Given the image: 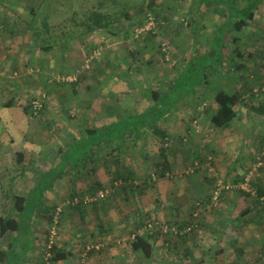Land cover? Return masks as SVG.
I'll return each instance as SVG.
<instances>
[{
	"label": "crops",
	"instance_id": "1",
	"mask_svg": "<svg viewBox=\"0 0 264 264\" xmlns=\"http://www.w3.org/2000/svg\"><path fill=\"white\" fill-rule=\"evenodd\" d=\"M26 1L0 0V113L1 111H8L7 115L3 116V121L5 127L9 129L7 134H0V200L5 198L10 200L11 208L13 197H27L30 195L33 183L43 173L52 170V167L56 165L58 162L56 155L61 150V146L55 148V144L60 143L62 145L71 139L78 140L86 129V124H91V127L107 126L119 122L125 117L142 114L150 105L143 99L145 92L141 94L139 102L127 99L124 93L128 89L126 83L121 82L119 74L116 77L114 73L109 71L113 66H117V69L122 66V63L118 62L121 61L120 57L113 51L108 52L110 50L106 51L104 57L97 61L90 71L86 72L85 77H82L79 82L77 81L76 86L74 83L64 85L48 84L49 75L72 71L74 65L81 62L86 52L100 43L99 40L95 39V34L103 37L102 35L106 32L103 30L95 34H88L77 39L75 44L73 42V46L68 45L61 49L55 47L51 52L43 53L36 46H33V38L27 25L30 20L29 10L31 8L24 4ZM261 11L257 12L255 19L252 21L253 25L257 22V18L264 15V7L261 8ZM205 14L203 15L205 16ZM143 39L146 40L144 37ZM211 39L212 36L209 41ZM128 74L127 71L123 72L124 77ZM114 79H118V81ZM128 86L130 88L132 86L136 87L134 84ZM151 89L165 97L158 90L159 88ZM234 92L236 91H231V93ZM243 96L246 98V94H243ZM191 97L184 99L182 105L184 102H192ZM37 98L43 99L44 109L40 117L29 118L24 107ZM198 105L199 103H195V106ZM216 109L217 107L213 104L212 112ZM206 113L207 109H204L201 115L204 120L207 117ZM166 118L172 123L176 119L179 120L178 117L173 115V112L166 115L165 121ZM245 118L246 116L239 115L231 125L223 129V131L233 129V138L230 137L229 132L218 131L226 135L229 134L228 143L238 139L236 133L238 132V135H241L239 138L241 141H245L244 136L246 135V139H254L258 147L262 144L264 133L260 128L252 126V130L243 135V132L247 129L242 132L239 124L246 121ZM178 123H181V121ZM183 126H175L169 128V130L168 128L165 130L161 126L158 127L161 131H166V134L171 136L169 138L175 139L176 135L181 132V130L177 132L176 128L179 129ZM148 130L153 133L151 129ZM63 135L68 138L67 141L62 140ZM207 143L210 144L207 146L212 149L215 155V168L218 175L229 183L237 180V170L249 162V155L255 151H250L249 154L247 151L243 152V155L236 157L235 160L233 158L234 154L231 155L233 149L231 145L222 144L223 142L214 138ZM170 144V147L174 149V143L170 142ZM137 149L138 151L134 153L135 149L133 148L114 151L115 146L101 147L98 152L104 156L102 161L96 165V161L90 160L86 168L75 170L74 184L70 186L65 184L67 178L64 177L63 180L62 174L55 176L40 201V211L42 207L43 212L45 211L46 205L44 203L49 201L50 198L52 202L62 201L67 195H73L74 192H77V189H88L95 182L101 186H108L118 173H127L136 180L144 178L142 176L144 155H142L139 147ZM16 153L22 155L20 165L13 164ZM153 159L158 163L160 161L157 158ZM156 162H153L152 165ZM173 165L176 167V163ZM14 170L19 171L15 174ZM21 170H23L22 173ZM19 172L21 174L16 177ZM261 180L264 183L263 179ZM210 181L200 173L188 176L183 181H171L163 177L151 187L142 191L137 189L132 191L118 190L105 201L103 200L97 205L86 208L85 212L75 211L74 228L60 230V235H63L67 230L70 231L71 237L64 244L58 245L59 250H63L70 255L67 259L55 262V264H184L185 261L190 263L197 261V256L202 257L199 252L196 254L197 256L194 252L195 233L202 237L200 232L212 231L213 235H217L212 239L214 244L220 241L217 238L220 234L233 232L239 237L241 230H244L247 226L260 224V219L264 221V216L260 218L258 214L257 216L254 213L249 214L253 212L251 210L253 205L250 203L249 198L242 201L249 205L241 211L242 214H239L242 217H231V207H233L232 209L237 208L241 201L238 200L237 193H225L226 195L229 194L226 196L228 201L224 200L225 207L220 208L213 216L210 215L209 210L201 211L199 218L193 220L194 203L199 201H201L199 204L205 203L204 199L206 196L209 197V191L213 187ZM250 199L257 203L256 199ZM259 205L262 209L264 208L261 204ZM11 208L9 212H13ZM196 208L197 206H195V210ZM245 210L248 214H243ZM12 212L10 214L15 216V213ZM1 214L5 215L7 213ZM245 216L248 217L245 219ZM143 219H151L168 227H172L171 225L174 223L183 225L185 222L191 221L189 223L195 224L197 228L193 230L194 235L190 239L188 237L183 239L184 241L176 239L180 242L165 241L164 237L161 238V233L157 234L151 257L145 259L141 254L133 252L130 247L134 237L141 232ZM80 223L81 226H79ZM31 227L32 224L30 229L27 230L30 239L34 234ZM22 233V235H27L25 230ZM11 234L13 235L12 232L8 231L0 237V241H2L0 243V264H5L7 261L5 256L12 238ZM167 234H171V232L168 231ZM236 240L238 243L237 237L234 241L236 242ZM221 241L219 244H222ZM228 241V243H235ZM91 242H101L104 245L103 249L102 251L93 249L90 254L85 255L84 247L86 244L91 245ZM166 244H172L176 246L175 248L180 246L179 250L175 251V259L166 258L170 260L166 261V259L160 258L164 262H156L154 256ZM29 245L31 244L29 243ZM180 250L182 255H180ZM177 252L179 254H176ZM29 263H32V261H27L25 258L21 261V264ZM34 264H40V262L36 261ZM202 264L206 263L203 262Z\"/></svg>",
	"mask_w": 264,
	"mask_h": 264
},
{
	"label": "rangeland",
	"instance_id": "2",
	"mask_svg": "<svg viewBox=\"0 0 264 264\" xmlns=\"http://www.w3.org/2000/svg\"><path fill=\"white\" fill-rule=\"evenodd\" d=\"M154 1L53 0L52 2H50L49 0H27L24 4H26L28 8L30 7L38 9L40 7L42 12H47V9H50L49 22L56 32H60V29L64 30V23L71 25L73 22H79L81 20H84L83 16L86 12L89 13L94 10H99L102 13H108V15L113 13L115 14V12L120 14L126 6H129V20L123 17L122 20L113 22L109 26L108 30L104 31L106 32V34H103V37H100L99 35L95 34V39L100 41L97 46L99 48H102V54L91 65V68L97 61L104 57L106 51L110 50L108 52L113 51L114 53H116V55L120 57L121 61L118 62H121L122 66L120 69H117V66H113V68H110L109 71L111 73H114L116 77L119 74L121 82L126 83L128 89L124 93L126 94L125 96L127 97V99L134 101L136 100L139 102V99H141V94L145 92L146 85H149L151 88L154 89L155 87L159 88L158 90H160V92L164 96L168 97V89L170 87V84L175 79L179 69H181L183 61L188 56V52L192 56L198 55V50H202L207 47L211 35H215L218 30L217 27L223 23V19L219 14L218 9L215 8L206 12L202 20V25H200V23L195 24L193 26L195 21L194 17L196 16V14H198L196 0H157L159 3L157 4L159 8H152L153 10L151 11L147 8V6L150 2ZM42 2L44 3L41 4ZM75 11L77 13L74 17ZM258 11L262 12L261 8ZM149 16L150 18L154 19V23H157V25L155 24V26L157 27L156 32L154 34L151 33L150 35H146V40H142V36L135 38L134 30L145 26L148 22ZM196 25H198L197 28L195 27ZM201 26H203V28L205 29L202 32ZM126 30H128L129 34L128 37L125 39V37L123 38V36L125 35L124 32ZM193 31L196 34H194L195 36L199 34L198 41L200 44L199 46H201V48L198 49L197 46L195 48L197 52L194 51V41H191ZM194 35L193 37H195ZM219 35H221V32H219L218 36ZM235 36L238 39V43H232L230 45V49L239 50L244 53L243 57L238 60V63L241 64V66L245 67V70L240 72L235 69L237 64L229 62V58H226L225 60L226 65H222L216 69L214 66L215 64H213L214 62H212V60L215 58L214 55H207L203 57L195 56V58H192V63L194 64V67L190 68L189 72L186 74L187 81L184 82V86L189 89L190 93H192V91L195 89H201L203 87V89H201L202 93L200 91V95L195 98V100L193 99L192 102H184V104L181 105L178 110H173L169 112H173V115L178 117L179 120L176 119V121L172 123L168 121V118H166L165 122L167 123H161V127H163L165 130L167 128L169 130V128H173L175 126L179 127L183 125L185 126L180 127L179 129L176 128V131L179 132L180 130L183 131L184 129L190 128V134H188V138L185 143H180L177 135L175 139L169 138L171 137L169 135L167 136L168 144L170 142L174 143V149L172 148L174 153H168V155L173 164L176 163V170L178 169L177 166L181 167L189 164V162L183 160L184 155L182 154V152L184 153L186 151L188 144L190 145V147H194V150H196L195 152L199 153L198 156L211 153V155L215 158L212 149L207 146L210 145L207 142H210L213 138L216 140H220L221 142H223L222 144L226 143L225 145L227 146L231 145L233 147L231 155L234 154L233 158L235 160L236 157L242 156L243 152L247 151V153L249 154L250 151L255 150L251 155H249V162H247L245 165H242V167L237 170V178L246 175L248 173L247 169H250L251 165L255 163L256 158L260 156L261 146L257 147V142H254V139H246L247 136L245 135V141H241L239 139L241 135L239 134V136L238 132H236L238 139L236 138L237 140L228 143L229 134L230 137H234L233 129L231 131L222 130V132H229V134L226 135L223 134L221 131H218V129L213 128L208 122V115L210 114V112L212 113L213 95L221 87L225 88L227 91L230 92L234 90L236 92L246 94V97L249 98L248 101L250 103H253V107L256 109L259 108V103H261L264 107V94L260 95L258 98H251L250 95L252 88L259 86V83H261V85L264 83V15L257 18V22L254 25L251 23L247 29H244L240 34H235ZM221 37L222 35L219 36L220 39ZM76 41L77 39H74L69 44H64L62 46H73V42L75 44ZM53 49L54 48H52V50ZM90 51L88 50L86 52L82 60L87 56V53H90ZM77 64L78 63L74 65V70L80 63L78 65ZM258 65H260L261 67L260 70H258ZM91 68L88 71H90ZM74 70L70 71L69 73L71 74L72 72H74ZM125 71H127V74L129 72L130 73L124 77L123 72ZM86 72H83L77 76L78 82L82 77H85L87 75ZM61 74L67 73L64 72ZM56 75L60 74H51L50 79ZM118 79L114 80L118 81ZM203 80H205L204 83ZM48 83L50 82L48 81ZM64 84L68 83H63L61 85ZM132 84L136 85V87L132 86V88H130L128 86ZM204 84L206 86H204ZM184 91H186V88L184 89V87L180 83L178 86V90L173 89V91H171V99L169 100L173 101V99L180 97V95H183ZM195 103H199V105L195 106ZM205 108H208V110L206 113L207 117L204 120L202 119L201 115L202 111ZM7 112L8 111H1L0 113V134H7V132H9V129L5 127V122L3 121V116L7 115ZM261 112L262 113H253L248 110L244 111V109L243 111L239 112L241 113L240 116H246V121L239 124V128L242 130V132L247 129L245 132H243V135L247 133V131H251L252 126L254 128H260L264 133V118H262L264 116V111ZM179 121H181V123H178ZM193 130H195L196 132H194ZM146 132H143V135H141V137H144L148 134L146 138L139 142L141 146L143 145V151H146L145 154L148 158V160H144L143 162L144 166L142 176L144 177L147 176L149 172L153 171V158L159 159L161 153L160 150L163 149V145L159 137L151 133L150 130ZM67 139L68 138L65 137V135L62 136V140L67 141ZM93 143H95V139L91 137L90 139H88L87 145H84L81 140L77 143H74V139H71L66 144L63 143V148L60 143L54 145L55 148L61 146V150L56 155L58 162L54 167H52V170L45 173L42 177H39L33 183L31 189L32 194L26 197V205H28V208L24 215L22 230H26L28 228L29 214L31 213V211H34L32 214L35 219H32V222L30 223L32 224L31 229L34 233L32 234L30 242L31 245L26 244L25 242H20L18 245H13L14 250H12L10 258L8 257L10 260H13L17 264V262H20L25 258L27 261H32V263L29 264H34L36 261L38 263L40 262V264H45V259L50 258V254L48 253L49 257H47V253L45 254V252L47 250L49 242L50 230L54 226L52 220L54 221V217L56 214L55 211L57 208L61 209V212L59 213L61 215L59 217L57 216L58 223L55 226L56 234L53 236L52 239L53 244L56 248H58L59 244H64L65 241L69 240V238L71 237L70 231L67 230L68 232L66 231L65 233H63V235H60V230L74 228V210H71V208H69L70 204L73 202L74 199L72 198V195L66 194L67 197H65L62 201L57 202H52L51 198L48 199L49 201L44 203L46 205V209L44 212L43 207L40 211L39 205L45 192L53 182L55 176L57 177L62 174L63 180L64 177L67 178V180H65V182H67L65 183L66 185L70 186L74 184V169L82 170L83 168H86V165L89 163V161L93 159L92 154H90L91 151L94 149V154L97 151V147L92 146ZM139 144L136 143L137 147ZM97 153L99 152L97 151ZM97 163H100V161H96V165ZM13 164H16V160L13 161ZM18 171L19 170H14V173L16 174L18 173ZM216 173L218 174L217 171ZM202 174L204 177H206L204 172ZM258 174V177H255L254 179L259 180L260 178L264 181V156L262 157V165L258 170ZM186 178L187 177L177 180L174 178L167 177L166 179L171 181H183ZM252 189L254 190L253 187ZM76 191L77 192H74V195L77 197L83 196L85 194L92 197L91 194L93 193L91 191H88L87 188H83L82 190L77 189ZM212 191L213 188H211V191H209V197H205V203H202L203 206L202 204H199L201 203V201L194 203L195 206L196 204H199L201 208V210L197 211V217H195L196 219L199 218V214L201 211L209 210L210 215L213 216L220 210V208L223 209L225 207L224 200L228 201L226 199V196L232 193H236L235 190L228 191L227 193L229 194L223 195V198L220 199V201H218L214 205L211 200ZM94 196L95 195H93V197ZM237 196H239L238 200L241 201L240 203L238 201L239 205L237 208L232 209L233 207H231L230 211L232 218L242 217L239 216L241 211L244 210L246 207H249L248 204L242 202L246 201V199H241L238 193ZM249 201L253 205V208L251 209L253 212H250L249 214L254 213L256 216L258 214L260 218L264 216V208L262 209L259 203L254 202L250 198ZM259 202H261L264 206V198H262V200L259 199ZM195 206L194 210L192 211L193 214L196 213ZM10 208V200L6 198L0 200V214L9 212ZM52 214L54 215L53 217ZM246 217L248 216H245L244 218L246 219ZM259 223L260 224H256L255 226L252 224L250 226H247L244 230H241L239 237L236 236L233 232H228L222 235L220 234L221 239L220 236H218L217 238L220 241L222 240V244H219L220 241L217 238L216 239L219 242L214 244L212 243V239L214 238V236H217L213 235L212 231L200 232V235H202V237H199V235L195 233L196 237L194 240V252L195 255L199 252L202 257H198L196 255L197 261H192L190 263L185 261L184 264H202L203 262H205L206 264H264V221L260 219ZM81 225L82 224L80 223L79 226ZM163 225L166 226L165 224ZM76 226L78 225L76 224ZM161 235V238L164 237L163 239L165 241L173 240L175 242L176 239H178L177 236L174 235L172 232L171 234L165 233ZM193 235V231H190L187 237L190 239ZM11 237H13L12 234ZM236 237L238 239V243L237 240L236 242L234 241ZM21 238L22 240H26V235H23V237ZM228 240H230V242L235 243H228ZM1 242L2 241H0V243ZM92 245H94V247L98 246V250L101 251L104 246L101 242H91V246ZM178 247L180 248V246ZM179 248H175L172 244H166L164 247H161L159 249V253L154 256L156 257V262H164L166 258L170 260L175 259V251L179 250ZM176 254L179 253L177 252ZM180 255H182L181 250ZM170 260L166 259V261ZM10 264H12V262Z\"/></svg>",
	"mask_w": 264,
	"mask_h": 264
},
{
	"label": "trees",
	"instance_id": "3",
	"mask_svg": "<svg viewBox=\"0 0 264 264\" xmlns=\"http://www.w3.org/2000/svg\"><path fill=\"white\" fill-rule=\"evenodd\" d=\"M44 1H48V0H44ZM49 1L52 2L53 0H49ZM155 1L150 2L147 6V8L150 9L151 11L153 10L152 8H156V7L159 8V6L157 5L159 4L158 1L157 0ZM196 1H197L196 5L198 8V14H196V16L194 17L195 21H194L193 26L195 24H200V23H201L200 25H202V20L204 16L203 14H205L208 10L215 9V8L218 9L219 14L221 15L223 19V23L219 27H217L218 29L217 33L213 36L211 35L212 36L211 41H209L207 47L202 50L200 49L201 46H199L200 44L198 41L199 34L195 36L196 35L195 32L194 31L192 32L191 41H194V44H193L194 51L197 52L195 48L198 46L197 48L200 49L198 50L199 54L192 56L190 55V53H188V56L183 61L181 69H179L178 74L176 75L172 83L170 84V87L168 89V92H169L168 97L166 96L162 97L159 94V92L154 91L153 89H151L149 85H146V90H145L143 99L146 100L150 105L144 110V112H142V114H138L137 116L125 117L119 122L111 123L103 127H91V124H86V129L82 132L79 140L74 141V143H77L81 140L84 145H87L88 139L93 137L95 139V143H93L92 146L97 147L96 149L97 151L101 149V147L108 148V147L115 146L114 151H116L117 149L121 150L124 148L125 149L133 148L135 149L134 151L135 153L136 151H138L137 148L139 147L142 151V155H144L143 159L148 160L145 154L146 151L145 152L143 151L144 149L143 145L141 146L139 142H141L144 139L143 137H141V135H143V132H146L148 129H151L153 134L159 137L163 145V149L160 150L161 152L160 158L158 159L160 160L159 163L156 161H153V162H156L155 164H153L154 166L152 165L153 171L149 172V174H147V176H145L142 179L136 180L134 179V177L130 176L127 173L125 174L118 173L115 176V178H113V180L110 181V184L108 186H103V185L101 186L100 184L95 182L94 185L88 188V191L93 192L91 194L92 197L93 195H96L97 192L99 191H105V190L110 191L108 195H105L104 197L99 198V200L97 199L96 201L88 203L85 201V198L87 197L92 198L91 196H88L87 194H85L83 196L77 197L73 194L72 198H74L73 200L75 201H73L72 206L70 204L69 208H71V210H74V212L77 210L85 212L86 208L97 205L99 202H102L103 200L105 201L108 196H110L111 194L112 195L115 194L118 190L119 191H122V190L132 191V190L137 189V190L142 191L146 188L151 187L153 184H155L158 180H160L163 177L165 178L170 177V178H174L177 180L183 179L184 177H186L185 175H183L184 171L188 167L192 166L195 162L198 163L199 168L198 169L196 168L192 175L199 174V173L202 174L204 172V174L206 175L205 178L211 180L210 182L212 183V186H214L215 180L217 178L215 177L212 178L210 176L211 174L208 173L205 167L207 158L211 157L212 159L211 166L214 167L215 169L216 162H215V158L211 155V153L198 156L199 153H196L195 152L196 150H194V147L193 146L190 147V145L188 144L186 151L184 153L182 152V154L184 155L183 160H186V162H189V164L178 167V169L176 170L172 161L170 162L171 159L169 158V155H168V153H174V151L170 147V143L168 144L167 142L168 134H166V131H161L158 126H161L162 121L164 123L165 117L170 111H173V110L176 111L180 108L184 99L194 95L191 98L195 100V98H197L200 95V91L203 87L201 89H195L192 91V93H190L189 89L184 86V82L187 81L186 74L189 72L190 68L194 67V64L192 63L193 62L192 58H195V56L203 57L207 55H210V56L214 55L215 58L212 60V62H214L213 64H215L214 66L216 69L222 65H226L225 60L226 58H229V62L237 64L235 69H237L240 72L245 70V67L241 66V64L238 63V60H240L243 57L244 53L242 51L235 50V49L231 50L230 45L232 43L233 44L238 43V39L236 38L235 34H240L244 29H247L249 27V25L255 19L258 10L264 6V0H211V1L196 0ZM43 3L44 2H42L41 4ZM49 10L50 9H47V12L46 11L42 12L40 7L38 9L31 8L29 10L30 20L27 24L28 29L29 31H31V35L33 38V42H34L33 46H36V48L39 51H42L43 53H49L51 52L52 48H55V47H58L61 49L63 47L62 45L69 44L74 39H79L82 36H86L88 34H95L103 30L106 31L108 30L109 26L113 22L122 20L123 17L127 20H129L130 18L129 6H126L124 10L121 11L120 14L115 12V14L113 13V14L108 15V13H102L99 10H94L89 13L86 12L85 15L83 16L84 20H81L79 22H73L71 25L64 23L63 24L64 30L60 29V32L59 31L56 32L49 22L50 21V16H49L50 11ZM76 13L77 12L75 11L74 17ZM197 26L198 25H196L195 27L197 28ZM193 30H197V29H193ZM203 30L205 29L203 28V26H201V32ZM219 32H221V35H222L221 39L219 38V36L221 35L218 36ZM125 33H126L125 35V39H126L129 34L128 30H126ZM150 34L151 33L143 34L142 38L143 37L146 38L147 37L146 35H150ZM193 35L195 37H193ZM97 49H99V47H97L96 45V47H94L90 51V53ZM90 53H88L87 56ZM83 60H81L80 64L83 62ZM95 61L96 60H94L91 63V65ZM80 64L76 67V69L80 66ZM91 65H90V68H91ZM257 67H259L258 70L261 69L260 65H258ZM60 75H64V74L60 73ZM49 79H50V75L48 76V80ZM204 81L205 80H203V83ZM180 83L182 84L184 89L186 88V91H184L183 95H180V97L173 99V101L169 100L171 99L170 98L171 91H173V89L178 90V86ZM48 84L61 85L63 83H48ZM74 85L75 86L77 85V81L74 82ZM258 85L259 86L252 88L251 94H250L251 98H258L260 95L264 94V83L262 85L261 83H259ZM204 86L206 85L204 84ZM248 99H249L248 97L244 98L242 93H239V92L231 93L230 91H227L222 87L219 88L218 91L214 93L213 98H212L213 104L217 107V109L216 111L208 115V122L213 128L218 129V130H223L227 128L229 125H231L232 122L236 118L239 117V115L241 114L239 112L243 111V109L244 111L248 110V111L255 112V113H262L261 111H264L263 110L264 107L261 103H259L258 105L259 106L258 108L259 110H258L253 107V103H250V102L247 103ZM36 100H39L41 102L42 108L34 116L32 113L31 103ZM43 109H44V101L42 98L34 99L28 105H25L24 107V110L26 111L27 116L29 118L40 117ZM205 109L208 110V108H205ZM189 131H190V128L184 129L181 132L179 131L180 133L177 134V137L180 143H185V141H187L188 134H190ZM193 131L196 132L195 130ZM144 137L146 138V136ZM136 143L139 144L138 147ZM260 146H261V149H260V153H261L262 148H264V139ZM93 151L94 149L90 153L93 156L92 160L101 162L104 156L97 153V151L94 154ZM114 151H111V152H114ZM14 156H15L16 163L20 165L22 163V155L20 153H16ZM22 171L23 170H21V173ZM248 171H249V168L247 169V172ZM21 173L19 172V174H17L16 177H18ZM180 174L182 175L179 176ZM43 175H41V177ZM216 175L219 179L223 181V183L228 182L224 180L223 178H221L218 174ZM244 176L237 178V180L233 181V183L231 184L235 185L239 183L240 181H243ZM250 183H251L250 185L254 188L255 197L239 189H232L230 191L235 190V192L240 195V198L244 200L245 199L247 200L248 198L256 199L257 203L262 205V203L259 202V199L264 198V183L262 182L260 178L259 180L251 179ZM31 194H32V190H31L30 195ZM224 194L220 196L219 201L220 199H222V196ZM27 208H28V205H26V197H13L11 209L13 210V212H15V216H13V214H10L11 212L9 213L6 212L7 214L0 215V237H2L8 231L13 233V237L11 238L7 251H6L5 257H7L6 259L7 261L5 264H10L11 262L12 264H16V262L9 259L10 254L12 253V250H14L13 245H18L20 242H25L26 244L30 243L31 239L28 238L29 235H28L27 230L31 226L30 223L32 222V219H35V217L32 214L34 211L33 212L31 211L28 217L29 226L25 230V233L27 234L26 240H22L21 238L23 236L22 235L23 234L22 225L24 222V215H25ZM245 213H247V210H245L243 214ZM53 214H54V211H53ZM53 214H52V217L54 216ZM60 215L61 214H59V216ZM192 217H193V214H192ZM144 219H143V223L141 227V232L138 233L134 237L133 241L130 244V247L133 252L141 254L143 258L145 259H149L151 257L152 248L156 241L157 234L159 233L165 234L168 231L172 232L170 229L175 228V231L177 232L176 233L177 238L182 241L183 239H186L189 234L188 232H185V230L191 225H194V224L189 223L191 221L185 222L183 225L174 223L171 225L172 227H169L168 231L163 233L161 230H156L154 228L148 227L149 225H154L155 222L157 221H154L151 219L150 220H147V219L144 220ZM193 220H194V217H193ZM159 224L163 225L161 223ZM92 246L89 244H86V246L84 247L85 255H88L90 254V252L93 251L94 248ZM46 253L50 254V258L45 259V264H53L58 261H63L67 259V257H69L70 255L63 250H59L58 248H56L54 244L51 245L50 248L46 250L45 254ZM17 264H21V261L17 262Z\"/></svg>",
	"mask_w": 264,
	"mask_h": 264
},
{
	"label": "built area",
	"instance_id": "4",
	"mask_svg": "<svg viewBox=\"0 0 264 264\" xmlns=\"http://www.w3.org/2000/svg\"><path fill=\"white\" fill-rule=\"evenodd\" d=\"M156 23H154V19L153 18H150V16L148 17V22L145 26L143 27H140L139 29L137 30H134V33H135V38H138L140 36H142L143 34H146V33H152L154 34L156 32V26H155ZM102 54V48L100 47L99 49L97 50H94L92 51L87 57L84 58L83 62L80 64V66L71 74H64V75H56L54 77H52L51 79H49L48 81L50 83H74L77 81V76L80 75L81 73L83 72H86L90 69V65L91 63L98 59L100 57V55ZM31 108H32V113L33 115L35 116L42 108V104L39 100H36L34 102L31 103ZM264 156V148H262V152L260 153V156L256 158V161L255 163H253L248 171V173L244 176V179L243 181H240L239 183L233 185L229 182H225L223 183V181L221 179H219L217 177V173L214 169V167H212V159L211 157L207 158L206 160V163H205V167H206V170L208 171V173H210L211 177H215L217 178L215 180V184L213 186V191L211 192V200H212V203L215 205L218 201H219V198L222 194H224V192H228L232 189H239L245 193H248L252 196H255V191L252 189V186L250 185L251 183V179H254L255 177H258V170L260 168V166L262 165V157ZM198 169L199 168V165L197 162H195L192 166L188 167L183 175H185L186 177L187 176H191L194 172L195 169ZM182 174H180L179 176H181ZM170 176V175H169ZM109 190H105V191H99L97 192V194L92 197V198H85V201L90 203V202H93V201H96L97 199L101 198V197H104L105 195H108L109 194ZM262 200V198H260ZM75 201V200H73ZM77 201V200H76ZM73 204V202L71 203ZM197 207L199 208H196V213L193 214V217H197V211L200 210V206L199 204H196ZM61 212V209L57 208L56 209V214H55V217H54V221L52 220L54 226L51 228L50 230V236H49V242H48V246H47V249L50 248L51 245H53V236L56 234L55 233V226L57 225L58 221H57V216H59V213ZM149 228H154L156 230H161L163 233H165L167 230H168V227L166 226H163V225H160L158 222H155L154 225H149L148 226ZM197 226L194 224L190 227H188L185 232H190V231H193V229H196ZM173 233L175 232V235H176V231H175V228H171L170 229ZM94 249H98V246H92ZM91 247V249H92ZM47 257H49V254L47 253L46 254Z\"/></svg>",
	"mask_w": 264,
	"mask_h": 264
}]
</instances>
